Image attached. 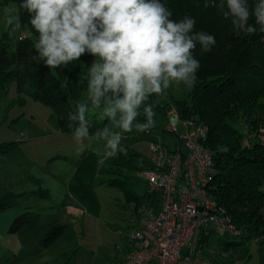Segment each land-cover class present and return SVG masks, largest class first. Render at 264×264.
<instances>
[{
	"label": "trees",
	"instance_id": "obj_1",
	"mask_svg": "<svg viewBox=\"0 0 264 264\" xmlns=\"http://www.w3.org/2000/svg\"><path fill=\"white\" fill-rule=\"evenodd\" d=\"M21 0H0V6L15 4L19 10ZM173 13L172 19L179 21L185 16L195 19L194 31H203L215 37L216 43L209 52H202L200 45L194 51L200 61L195 87L188 91L189 103L178 104L182 119L197 117L208 126L204 145L209 149L216 171L206 190L217 206L227 214L234 227L241 231L243 239H264V145L258 135L264 129V33H237L231 18H225L226 0H203V10H197L193 0H185L181 7L173 6L171 0H161ZM208 3V7H204ZM225 4L222 9L221 4ZM252 8L259 0H248ZM23 31L28 37H19L15 43L9 30L0 41V89L5 92L11 81L16 82L17 93L25 94L36 102L52 109L60 133L71 134L68 127V113L76 110L87 91L86 83H78L71 69L62 66L48 68L42 60L33 57L37 33L32 29L28 14L19 10ZM254 24V17L250 18ZM258 28L259 26L256 25ZM85 55L74 63L83 64ZM84 72L86 68L82 67ZM87 75V73H86ZM157 95L149 99L153 105ZM163 114L168 108L157 106ZM90 134L108 121L99 122V113L89 112ZM248 141V146L243 141ZM178 145H180L177 142ZM0 145L1 153H7L8 146ZM176 146V145H174ZM227 149L226 151L222 149ZM148 162L128 150L117 152L101 166L100 175L108 176L107 185L121 189L130 202H153V195L146 192L142 197L131 192L126 180L131 171L143 172ZM157 202V199H154ZM5 206H0L3 209ZM30 222L27 216L17 218L11 230L17 231ZM64 226H54L42 240V246L52 243L63 231ZM208 239L202 237V242ZM236 245L235 241L226 243Z\"/></svg>",
	"mask_w": 264,
	"mask_h": 264
},
{
	"label": "clouds",
	"instance_id": "obj_2",
	"mask_svg": "<svg viewBox=\"0 0 264 264\" xmlns=\"http://www.w3.org/2000/svg\"><path fill=\"white\" fill-rule=\"evenodd\" d=\"M226 8L222 14L231 18L237 33H264V0L252 8L248 0H226ZM19 10L28 14L37 33L38 55L33 59L56 69L82 55L94 57L86 76V99L77 102L67 118L77 152L82 153L91 135L88 113L101 109L99 118L108 123L94 134L104 141L103 150H95L98 166L123 151L126 133L155 126L151 96H163L181 85L188 91L195 87L201 67L194 55L197 44L209 52L216 43L213 35L194 31V18L172 19V11L161 0H21ZM19 10L3 9L10 35L22 28Z\"/></svg>",
	"mask_w": 264,
	"mask_h": 264
},
{
	"label": "rangeland",
	"instance_id": "obj_3",
	"mask_svg": "<svg viewBox=\"0 0 264 264\" xmlns=\"http://www.w3.org/2000/svg\"><path fill=\"white\" fill-rule=\"evenodd\" d=\"M184 1L171 0L172 5L177 7H181ZM193 4L197 10L203 11L201 10L203 0H193ZM5 7L16 8L15 4L0 6V41L3 33L9 30L4 21ZM28 34V30L23 31L22 34H19L18 30L12 35V42L15 43L19 37L26 38ZM85 57L82 65L70 63L67 67L72 70L78 83L82 85L86 83L87 86V72H84L82 67L84 65L88 71L94 57L92 55ZM86 95L87 91L83 100L86 99ZM182 102L189 103L188 90L182 85L178 89L170 88L163 96L157 95L153 102L155 126L143 132L126 133L121 141L122 149L135 153L142 161L148 162L150 139L173 147L178 135L166 131L170 121L169 115L163 114L157 106H165L168 111L175 109L178 112V104ZM100 111L101 109L95 110L97 113ZM139 119L140 122L144 121L143 114ZM99 122H101L100 118ZM178 130L182 132L180 128ZM10 142L14 147L8 146L6 157H1L0 151V199L9 196L19 184L26 185L29 191H35L37 196L41 194L45 196L32 197L35 198L36 213L46 207L59 209L64 204L73 203L67 196L65 184L77 161L87 154L81 160L84 178L83 186L77 195L82 205L78 202L73 206L76 211L71 217L69 216V219L76 225L66 228L65 239H76L83 249L94 251L98 260L110 258L114 261L121 258L130 245L126 239L127 235L138 225V210L143 209L147 203L143 201L136 205L130 202L121 189L106 184L109 178L105 175L97 174L94 187L88 189L90 169L97 157L95 150H103L104 141L96 139L95 135H90V138L84 142L85 151L78 153V145L72 134L59 132L56 119L52 116V109L25 94L17 93L16 82L11 81L5 92L0 89V145ZM59 156L61 157L57 158L59 160L51 159ZM100 168L101 166H98L97 173ZM10 171H13L14 180L6 178L4 172L10 174ZM127 179L132 187L131 192L139 197L147 192L148 182L141 171H131L126 174ZM95 213L100 217L98 220L95 219ZM80 218L84 220V226L80 225ZM50 221L53 222V219ZM59 221L71 224L67 218ZM256 239H243L242 242L239 237L234 238L231 235L221 238L211 236L208 240L207 256L214 258L220 264H264V239L258 238V242ZM231 241H235L236 245L226 247V243Z\"/></svg>",
	"mask_w": 264,
	"mask_h": 264
},
{
	"label": "built area",
	"instance_id": "obj_4",
	"mask_svg": "<svg viewBox=\"0 0 264 264\" xmlns=\"http://www.w3.org/2000/svg\"><path fill=\"white\" fill-rule=\"evenodd\" d=\"M167 113L166 131L178 140L173 147L149 140V168L142 174L153 202L138 210V225L127 235L131 250L117 264H220L207 256L209 238L240 237L241 231L206 190L216 173L204 145L208 126L196 116L182 119L175 109ZM258 139L264 145V129Z\"/></svg>",
	"mask_w": 264,
	"mask_h": 264
},
{
	"label": "crops",
	"instance_id": "obj_5",
	"mask_svg": "<svg viewBox=\"0 0 264 264\" xmlns=\"http://www.w3.org/2000/svg\"><path fill=\"white\" fill-rule=\"evenodd\" d=\"M86 156H82L77 161L71 176L65 184L67 196L73 203L64 204L59 209L46 207L41 212L36 213L35 198H41L44 195L37 196L35 191H29L30 189L26 185L20 184L9 196L6 195L7 197L5 196L0 199V206H5L3 209H0V264H117L131 250V246L129 245L123 256L114 261L110 258L98 260L94 251L83 249L81 243H78L76 239H65L66 228L76 225L73 220L69 219L72 213L76 211L73 206L78 202L79 205H82V201L80 198L78 201L77 195L79 189L83 186L82 181L84 178L82 172L83 161L81 160ZM1 157H6V153H1ZM57 158L61 157L51 159ZM62 158L67 159L66 157ZM97 171L98 164L96 157L95 163L90 169L88 177L90 184H87L88 189L94 187L97 181V174H100ZM4 173L6 178L14 180L12 177L13 171H10V174ZM32 197L35 198L33 199ZM134 206L136 207V205ZM24 215L30 219V222L23 225L19 230L12 231L11 228L14 221ZM95 216L96 220L100 218L97 213H95ZM66 218L71 223L70 225L64 221L60 223L59 220ZM52 219L53 222L50 221ZM84 224V220L81 219L80 225L84 226ZM36 226L38 227L36 228ZM54 226H64L62 233L49 245L42 246V240Z\"/></svg>",
	"mask_w": 264,
	"mask_h": 264
}]
</instances>
